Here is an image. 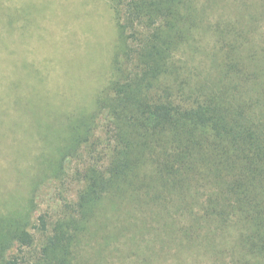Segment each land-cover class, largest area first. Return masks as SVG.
<instances>
[{"label":"trees","instance_id":"16d2710c","mask_svg":"<svg viewBox=\"0 0 264 264\" xmlns=\"http://www.w3.org/2000/svg\"><path fill=\"white\" fill-rule=\"evenodd\" d=\"M211 1L237 15L214 23L193 0H112L114 77L92 114L55 120L74 145L45 172L81 184L77 201L52 225L32 224L33 196L0 213V264H71L79 233L110 202L108 242L122 216L146 231L150 212L167 242L180 239L177 264H264V0ZM67 154L82 163L66 169ZM32 228L45 235L38 252Z\"/></svg>","mask_w":264,"mask_h":264},{"label":"rangeland","instance_id":"374dc122","mask_svg":"<svg viewBox=\"0 0 264 264\" xmlns=\"http://www.w3.org/2000/svg\"><path fill=\"white\" fill-rule=\"evenodd\" d=\"M193 1L209 22L237 15L234 4ZM119 46L112 0H0V213L25 208L33 196L32 224L43 215L52 225L65 204L77 201L81 184L64 174L45 173L62 148L74 145L71 130H56L54 122L64 126L67 114L94 112L114 77ZM99 120L100 115L96 125ZM61 162L76 169L82 160L67 154ZM111 206L98 207L96 218L79 233L71 264H103L101 251L105 264H137L146 256L151 264L178 263L180 239L167 242L162 219H152L150 212L143 233L127 224L133 219L122 216L118 238L105 240L116 223ZM31 230L38 252L45 235ZM28 253L32 258L35 250ZM14 254L15 247L6 256ZM194 259L188 257L191 263Z\"/></svg>","mask_w":264,"mask_h":264}]
</instances>
